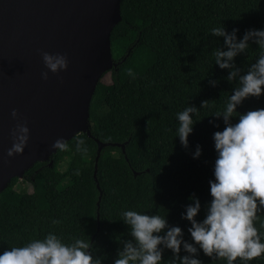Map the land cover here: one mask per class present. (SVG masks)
<instances>
[{"label": "trees", "instance_id": "trees-1", "mask_svg": "<svg viewBox=\"0 0 264 264\" xmlns=\"http://www.w3.org/2000/svg\"><path fill=\"white\" fill-rule=\"evenodd\" d=\"M121 13L111 33L116 64L106 73L109 81L98 83L90 104L92 136L77 134L66 141L68 150L51 156V165L37 161L27 169L23 180L32 191L19 189L20 179L13 177L0 192V254L54 233L68 244L74 238L90 241L101 264H114L123 242L133 239L123 221L126 210L165 216L170 227L182 229L184 241L194 244L191 223L182 217L194 203L193 195L201 204L195 219L206 217L218 157L213 135L226 127L223 117L215 115L239 87V78L228 81L231 70L215 63V50L227 47L224 37L211 30L238 29L237 41L248 30H264V0H122ZM262 51L250 40L233 63L243 75ZM202 101H209L208 106L201 107ZM189 106L199 113L193 114L185 148L177 135V113ZM261 108L264 94L248 97L231 123L239 121V114ZM80 139L87 154L76 150ZM97 139L107 144L96 162ZM197 145L201 155L194 158ZM259 215L256 226L264 234V212ZM196 247L194 258L202 264H226ZM179 255H189L183 245ZM173 257L172 250L163 248L161 264ZM249 264H264V256Z\"/></svg>", "mask_w": 264, "mask_h": 264}, {"label": "clouds", "instance_id": "clouds-1", "mask_svg": "<svg viewBox=\"0 0 264 264\" xmlns=\"http://www.w3.org/2000/svg\"><path fill=\"white\" fill-rule=\"evenodd\" d=\"M237 31L233 29L228 33L223 26L211 30L213 36L224 37L227 47L226 51L220 48L215 50V63L221 69H230L227 80L231 82L238 77L239 87L233 90L225 110L215 115L223 117L226 127L213 135L218 157L214 166L215 181H209L212 199L206 217L202 222L195 219L201 208L195 195L190 197L194 203L186 207V214L182 217L191 223L188 231L194 244L184 241L182 229L170 227L165 216L126 210L122 213L123 221L130 226L133 239L123 242L114 264H161L163 248L174 253L169 264H202L201 260L194 258L198 254L196 246L206 256L213 260H224L226 264H235L237 260L249 264L264 256V234L256 226L259 214L264 212V108L239 114V121L235 124L230 119L245 99L264 94V51L243 75L233 63L237 55L249 48L250 40L264 49V30H248L239 41ZM41 56L45 67L54 74L68 68L65 54L42 51ZM127 74L135 76L132 69H128ZM41 77L47 80L48 72H42ZM210 83L215 86L217 81ZM208 104L209 101H202L201 107H207ZM198 113L199 109L195 106L186 107L177 113V135L185 148L188 147V136L193 131V114ZM11 116L18 119L19 113L13 109ZM29 131L26 122L17 123L11 130L12 147L7 152L9 157L23 153L29 140ZM83 145L84 140H78L76 150L87 154L88 149ZM51 147L66 151L68 143L58 138ZM200 155L201 148L197 145L194 158ZM53 223L59 224L60 221L54 220ZM261 227H264V222ZM181 245L189 255H179ZM91 247L90 241L74 238L68 244L56 234L49 233L44 239H33L26 245L3 251L0 264H101V260L94 257Z\"/></svg>", "mask_w": 264, "mask_h": 264}, {"label": "water", "instance_id": "water-1", "mask_svg": "<svg viewBox=\"0 0 264 264\" xmlns=\"http://www.w3.org/2000/svg\"><path fill=\"white\" fill-rule=\"evenodd\" d=\"M121 1L0 0V192L37 161L51 165L56 139L68 141L81 132L92 136L90 104L116 64L111 33L122 20ZM42 51L65 54L67 70L49 71ZM45 71L47 80L41 77ZM13 109L18 119L11 116ZM24 122L30 130L27 146L9 157L10 132ZM97 142L96 162L107 144Z\"/></svg>", "mask_w": 264, "mask_h": 264}, {"label": "rangeland", "instance_id": "rangeland-1", "mask_svg": "<svg viewBox=\"0 0 264 264\" xmlns=\"http://www.w3.org/2000/svg\"><path fill=\"white\" fill-rule=\"evenodd\" d=\"M110 79V74H106L104 77H103V81L105 82H108ZM20 180L18 181L17 183V187L19 189H26L28 191H32V184L30 182H27L26 180H23V177L22 178H19Z\"/></svg>", "mask_w": 264, "mask_h": 264}]
</instances>
